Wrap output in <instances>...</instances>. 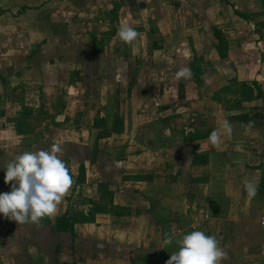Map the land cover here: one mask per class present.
I'll return each mask as SVG.
<instances>
[{
	"label": "crops",
	"instance_id": "obj_1",
	"mask_svg": "<svg viewBox=\"0 0 264 264\" xmlns=\"http://www.w3.org/2000/svg\"><path fill=\"white\" fill-rule=\"evenodd\" d=\"M65 1L74 14L86 3L91 9L101 3ZM123 1L119 28L127 24L139 35L131 50L135 66L110 67L126 84L115 113L119 129H103L92 146L79 140L59 145L69 174L79 175L89 162L84 180L72 183L90 199L80 214L88 221L72 233L56 231V218L75 214L65 196L38 223L0 216V264H166L175 240L193 230L219 241L226 253L220 264H264V0L223 1L224 14L215 18L210 0ZM25 2L0 5V16H18L20 7L30 6ZM41 2L26 9L28 24L36 19L40 25L27 35L41 43L65 38L63 27L73 18L59 20L63 30H53L54 11ZM183 67L191 76L177 78ZM213 130L221 136L218 146L208 142ZM83 146L89 153L82 158ZM6 164L0 163V192L12 184L4 183ZM246 180L257 187L252 198ZM165 234L171 245L163 243ZM256 235L260 240H250ZM240 242L244 250L237 254Z\"/></svg>",
	"mask_w": 264,
	"mask_h": 264
},
{
	"label": "rangeland",
	"instance_id": "obj_2",
	"mask_svg": "<svg viewBox=\"0 0 264 264\" xmlns=\"http://www.w3.org/2000/svg\"><path fill=\"white\" fill-rule=\"evenodd\" d=\"M8 1L0 0V5ZM27 1L30 6L20 7L18 16L11 17L15 13L0 16V163H8L25 151H38L40 143L44 150H49L53 144L63 145L67 140L87 141L92 146L103 129H119L115 113L126 84L118 79L121 71L112 73L110 67L119 62L132 66L137 63L131 52L134 41L124 43L117 37L118 11L124 6L123 0H100L101 3L97 0L99 6L93 9L86 3L79 14H74L72 5L65 0ZM223 1L227 3V0H210L215 9L209 16L215 18L224 14ZM39 2L44 3L50 13L54 11L52 28L59 32L65 29V38L32 42L33 36L27 33L40 25L36 19L28 24L26 9H34ZM178 2L180 4V0ZM155 9L152 17L159 13L158 7ZM60 12L63 15L55 20ZM142 15L150 16L148 12ZM66 17L74 21L80 18L81 23L72 20L74 24H66L62 29L58 22L66 21ZM83 147L82 158L89 153L86 146ZM87 165L89 162L81 164L77 176L70 173L76 184L85 178L88 171L84 166ZM89 200L81 185H71L65 195L68 211L79 215L88 211ZM250 240L257 241L260 237L252 236ZM243 250L240 242L236 253ZM237 262L235 259L234 264Z\"/></svg>",
	"mask_w": 264,
	"mask_h": 264
},
{
	"label": "clouds",
	"instance_id": "obj_3",
	"mask_svg": "<svg viewBox=\"0 0 264 264\" xmlns=\"http://www.w3.org/2000/svg\"><path fill=\"white\" fill-rule=\"evenodd\" d=\"M135 28L122 25L117 37L124 43H131L138 37ZM179 77H190L191 70L181 68L176 74ZM224 132L231 134V125L225 121ZM211 146L221 143L218 131L213 130L208 137ZM61 148L53 144L49 150L25 151L15 155L2 169L4 183L12 182L10 191L0 192V216L17 223H38L45 216L57 211L58 204L67 194L73 180L65 162L58 153ZM249 198L257 193V187L251 180L244 182ZM165 245H171L173 238L165 234ZM176 251L170 254L166 264H220L226 253L218 246L219 241L203 231L193 230L175 240Z\"/></svg>",
	"mask_w": 264,
	"mask_h": 264
},
{
	"label": "trees",
	"instance_id": "obj_4",
	"mask_svg": "<svg viewBox=\"0 0 264 264\" xmlns=\"http://www.w3.org/2000/svg\"><path fill=\"white\" fill-rule=\"evenodd\" d=\"M1 12L2 11L0 10V14H1ZM236 14L239 17L244 18V16H242L238 12H236ZM213 33H214V36H216L217 40L219 41L220 32L217 30H214ZM87 221H88V219L84 215H79V214L67 215L66 214V215H63L59 218H56L55 229L57 231L72 233L73 232V226L75 224L85 223Z\"/></svg>",
	"mask_w": 264,
	"mask_h": 264
},
{
	"label": "built area",
	"instance_id": "obj_5",
	"mask_svg": "<svg viewBox=\"0 0 264 264\" xmlns=\"http://www.w3.org/2000/svg\"><path fill=\"white\" fill-rule=\"evenodd\" d=\"M205 218H207V217L205 216ZM261 224H262V226L264 228V220L261 221ZM196 225H197V221L195 220L194 221V228L196 227Z\"/></svg>",
	"mask_w": 264,
	"mask_h": 264
}]
</instances>
